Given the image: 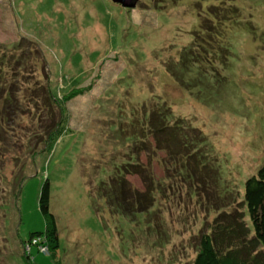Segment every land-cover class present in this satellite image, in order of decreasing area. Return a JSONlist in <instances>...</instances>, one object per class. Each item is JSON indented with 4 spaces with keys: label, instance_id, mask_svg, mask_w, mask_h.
Wrapping results in <instances>:
<instances>
[{
    "label": "rangeland",
    "instance_id": "rangeland-1",
    "mask_svg": "<svg viewBox=\"0 0 264 264\" xmlns=\"http://www.w3.org/2000/svg\"><path fill=\"white\" fill-rule=\"evenodd\" d=\"M206 8L251 26L226 30V66L215 74L191 71L189 83H179L168 67L182 66L205 37L196 30ZM1 46L15 52L3 70L14 91H37L48 75L62 101L82 93L63 103L64 123L50 149L40 141L43 106L27 100L5 112L0 264H191L201 232L236 208L246 179L264 163V0H139L134 8L111 0H0ZM161 101L205 138L201 171L191 165L190 180L179 177L178 154L171 158L155 144L148 151L153 138L141 139L153 116L148 108ZM132 151L152 172L153 206L128 216L108 205L101 182L114 162L131 161ZM126 179L140 193L149 189L138 175ZM45 183L58 246L49 254L32 246L27 258L21 241L46 228L39 207ZM245 220L250 225L247 212Z\"/></svg>",
    "mask_w": 264,
    "mask_h": 264
},
{
    "label": "trees",
    "instance_id": "trees-1",
    "mask_svg": "<svg viewBox=\"0 0 264 264\" xmlns=\"http://www.w3.org/2000/svg\"><path fill=\"white\" fill-rule=\"evenodd\" d=\"M219 11L207 9L206 13H201L204 18L199 23L200 28L196 32L202 31L205 37L201 36L199 38L197 36L198 45L194 46V54L191 53L185 56L182 66L177 63L179 60L170 63L168 73L175 81L187 84L190 80L189 78L186 80V77L189 76L188 73L191 71L199 74V76L202 75L200 74L202 71L215 74L219 66L227 65L231 49L226 39V30L232 27H242L243 25L250 27L251 25L246 23L244 19L234 17L232 12L220 16ZM34 45L37 47L36 44ZM7 53V48L1 46L0 129H2V120H5L6 111L19 108L23 101L30 100L37 109L43 106L41 108L42 115L41 113L38 115L41 116L39 119L42 125L40 141L43 138V146H48L47 149H50L60 135L64 123L66 108L63 103L77 94H81L82 90L71 92L68 96H64L62 101L60 97L53 94L49 86V77L46 75V82L37 84V91L34 88H23L14 91V84L11 81L8 83L4 81L7 72L4 74L3 70H8L7 67L12 65V61L15 62V52H11V55ZM17 59L23 61L25 55L22 54ZM183 69L185 70L182 71ZM17 91L24 92L22 97H17ZM161 102H164V106L156 105L150 110L148 108L147 112H150V114L152 112L153 116L150 115L149 120L147 119L146 136H142L141 139L145 138L146 141V139H150L149 137L153 138L151 139L153 142L150 140L144 146L148 151L155 144L153 147L159 148L165 154L167 152V156L171 158L173 155L178 154L183 161L177 171L179 177L190 180L189 168L191 165L201 171L199 158L203 153L199 145L204 142L205 138L202 137L200 130L192 127L190 123L185 125L181 122V118H176L172 108L166 101ZM44 124L45 126H43ZM145 141H140L135 145L140 147V145H144ZM47 149H33L31 153L34 155ZM132 152L134 156L132 155L133 159L131 161L114 162L116 164H114L113 172L108 175L109 179L107 182L103 180L101 182L104 184V187L102 186L104 188L103 197L112 202H109L108 205L128 216L133 215V213L146 212L153 206V196L151 195L153 191L150 187H154V182L149 174L152 172L148 167L146 168L145 165L137 161L136 153ZM128 173L138 175L143 183L148 185V191L140 193L132 188L126 179ZM161 184V178H157L156 185L160 186ZM39 207L45 218L46 228L44 232H33L27 240L21 241V248L27 258L31 255L32 246H37L40 250L44 248L48 254L50 249L54 250L58 246L55 218L49 211L48 183L43 185L40 192ZM246 212L249 216L250 225L245 220ZM41 235H43V238ZM45 236L48 238L47 241L44 240ZM25 247L28 253L25 252ZM191 264H264V163L253 175L246 179L242 199L236 204V208L231 212L223 211L218 214L208 231L201 232Z\"/></svg>",
    "mask_w": 264,
    "mask_h": 264
},
{
    "label": "water",
    "instance_id": "water-1",
    "mask_svg": "<svg viewBox=\"0 0 264 264\" xmlns=\"http://www.w3.org/2000/svg\"><path fill=\"white\" fill-rule=\"evenodd\" d=\"M114 3L120 4L122 7L134 8L139 0H111Z\"/></svg>",
    "mask_w": 264,
    "mask_h": 264
},
{
    "label": "built area",
    "instance_id": "built-area-1",
    "mask_svg": "<svg viewBox=\"0 0 264 264\" xmlns=\"http://www.w3.org/2000/svg\"><path fill=\"white\" fill-rule=\"evenodd\" d=\"M41 250H42V248H41Z\"/></svg>",
    "mask_w": 264,
    "mask_h": 264
}]
</instances>
